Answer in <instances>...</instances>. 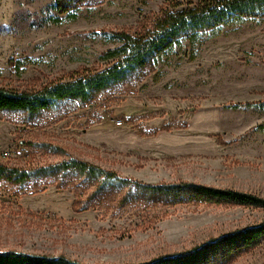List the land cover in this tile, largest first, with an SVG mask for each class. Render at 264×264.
Returning a JSON list of instances; mask_svg holds the SVG:
<instances>
[{"label":"rangeland","instance_id":"obj_1","mask_svg":"<svg viewBox=\"0 0 264 264\" xmlns=\"http://www.w3.org/2000/svg\"><path fill=\"white\" fill-rule=\"evenodd\" d=\"M68 1L75 8L63 14L57 0H0V88L32 93L102 72L119 61L105 57L122 46L117 34L148 39L166 14L200 0ZM71 160L264 200V18L181 39L133 85L35 127L0 115L1 166L33 172ZM93 190L79 179L0 181V252L138 264L264 223V208L230 203L122 207L113 190L75 212ZM229 258L264 264V239Z\"/></svg>","mask_w":264,"mask_h":264},{"label":"trees","instance_id":"obj_2","mask_svg":"<svg viewBox=\"0 0 264 264\" xmlns=\"http://www.w3.org/2000/svg\"><path fill=\"white\" fill-rule=\"evenodd\" d=\"M57 6L59 12L64 14L73 10L75 3L57 0ZM251 18H264V0H200L192 8L166 14L159 20L156 32L148 39H136L127 33L117 34L122 46L108 51L105 57L118 58L119 61L102 72L68 83L51 84L32 93L19 94L0 88V115H20L25 124L35 127L47 114L64 111L69 105L85 108L102 96L144 78L147 68L181 39L213 31L235 20ZM65 179L87 181L94 187L86 200L77 197L74 202L75 212L86 211L92 202L105 197L110 190L121 192L122 207L130 203L142 204L146 208L191 203H230L264 208V200L251 194L190 183L145 184L122 179L117 174L76 160L33 172L0 165V181L13 185L25 186L33 181L49 183ZM263 239L264 223L185 252L138 264H224L230 260L231 255L250 250ZM0 264L81 263L66 256L51 257L8 251L0 252Z\"/></svg>","mask_w":264,"mask_h":264}]
</instances>
